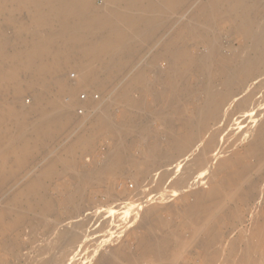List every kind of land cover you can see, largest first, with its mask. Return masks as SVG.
I'll return each instance as SVG.
<instances>
[{
	"label": "rangeland",
	"instance_id": "1",
	"mask_svg": "<svg viewBox=\"0 0 264 264\" xmlns=\"http://www.w3.org/2000/svg\"><path fill=\"white\" fill-rule=\"evenodd\" d=\"M93 1L98 6L104 2ZM199 3L188 1L149 39L132 37L134 50L108 71L103 85L83 81L82 102L68 121L42 135L37 133L38 114L32 116L24 131L30 141L3 160L0 172V264H40L44 255L46 264H264V105L245 103L251 91L264 101V67L249 76L240 107L234 99L200 133V144L206 133L222 145L218 155L206 157L205 167H196L190 158L159 164L149 175L143 171L148 149L160 146L167 152L173 136L189 130L208 85L227 73V65L242 63L246 40L219 16L215 41L202 30L181 40L194 53L214 51L211 75L194 67L173 95L165 93L171 70L164 41ZM31 4H13V12L0 13V33L13 39L12 47L35 32ZM258 6L264 12V0ZM78 69L67 74L73 83L79 82L73 75ZM122 87L127 95L115 97ZM35 95L13 92L10 97L24 108ZM105 102L112 104L110 116L118 125L98 128L93 115ZM234 110L253 116L246 131L233 132L226 124L227 113ZM167 168L174 175L151 195L154 180ZM200 191L208 202L218 203L213 221L206 220L198 204ZM143 195L163 200L150 212L136 213L133 207ZM83 219L88 220L85 226L76 228L80 239L63 246L60 230L77 227Z\"/></svg>",
	"mask_w": 264,
	"mask_h": 264
},
{
	"label": "bare ground",
	"instance_id": "2",
	"mask_svg": "<svg viewBox=\"0 0 264 264\" xmlns=\"http://www.w3.org/2000/svg\"><path fill=\"white\" fill-rule=\"evenodd\" d=\"M188 1L104 0L98 6L93 0H0V13L13 12L10 7L13 4L19 6L23 2H31L30 19L35 26L34 34L17 39L14 47L13 39L0 33V172L4 170L3 160L30 141V134L24 131L31 127L34 114L39 116L37 133L42 135L68 121L72 109L82 102V82L92 79L96 86L103 85L109 78L108 71L116 68L134 50L132 37L149 39L165 19L177 14ZM199 2L190 17L179 23V28L164 41L171 70L165 93L173 95L177 83L187 81L194 67L211 75L214 51L194 53L189 50L188 43H182L181 40L185 35L198 36L201 30L207 38H214L217 25H221L219 16H223V23H233L238 34L246 40L240 52L242 63L237 67L227 65L231 67L229 70L227 68V73L225 71L221 79L208 85L207 96L199 104L197 116L189 122V130L174 135L167 152L160 146L148 149L149 159L143 168L147 175L159 164L182 159H192L196 167H205L208 164L206 157L215 153L218 155L222 145L214 135L206 136V133L203 144H200V133L206 131L209 122L222 117L234 99L240 107V96L248 84L249 76L261 73L264 67V12L258 6L259 0ZM78 67L73 75L79 82L73 83L67 74ZM9 89L11 92L7 95ZM13 92L19 96L34 92V102L20 108L10 97ZM127 92V87H122L115 97L126 96ZM254 101L264 105L263 97L251 91L245 103L248 105ZM111 106L106 102L97 106L93 115L95 126L118 125L110 116ZM227 114L226 124L233 132L246 131L247 125L254 123L253 116L246 110L241 115L240 111L235 110ZM6 141L12 142L4 144ZM192 150L195 151L194 155H191ZM173 175L174 170L163 169L152 184L151 195L161 192L168 177ZM207 198L205 192L198 193V204L206 210V220L209 222L216 219L214 207L218 203L208 202ZM162 200L163 197L152 201L143 195L142 199L138 198V205L133 210L136 213L150 212ZM87 222V219H83L77 227L62 228L59 235L65 238L61 239L64 240L63 246L78 241L80 236L76 228L85 226ZM57 245L55 243L54 247ZM47 260L44 255L39 258V263L46 264Z\"/></svg>",
	"mask_w": 264,
	"mask_h": 264
}]
</instances>
